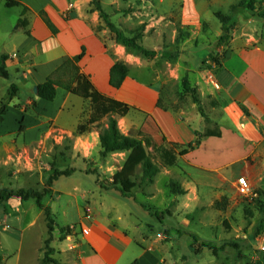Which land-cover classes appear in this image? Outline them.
<instances>
[{
  "label": "crops",
  "instance_id": "obj_1",
  "mask_svg": "<svg viewBox=\"0 0 264 264\" xmlns=\"http://www.w3.org/2000/svg\"><path fill=\"white\" fill-rule=\"evenodd\" d=\"M18 1L19 4L8 6L6 0H0V55L5 53L8 56L5 62L10 79V88L0 92V107L4 105L5 109L0 118V156L13 144V136L21 124L27 129H33L39 124L43 127V124L52 123L53 129L61 128L71 135L76 133L83 112L89 108L88 101L60 85L56 88L55 97L46 100L37 95V86L67 59L82 50L83 56L75 62L79 68L76 77L79 73H84L99 91L125 102L128 100L120 93V88L129 82L140 83L145 85L143 94L150 101L158 102L164 83L151 80L156 77L154 65L139 61L140 58L121 42H109L103 38L95 30L100 20L98 11L83 10L78 0ZM118 1L111 0L116 3ZM145 1L154 5L146 8H154L163 23L162 28L157 31L158 38L163 36L161 32L165 30L169 36L167 42H170V39L176 37L179 27L186 28L188 34L190 31L191 37L188 38L191 40L193 35H200L194 37L195 40L200 39V42L194 39L189 42L184 37L182 41L187 44L186 49L192 48L203 53L195 68L190 65V59L182 58V53L174 62H163L177 65L178 75L183 71H190L188 80L195 89L198 102L194 101L193 96L187 95L174 109L178 117L172 112L173 108L161 104L153 106L150 111L142 110L144 114L149 112L154 116L167 140L178 142L179 149L190 143L195 146L180 155L175 165L167 166L172 169L171 172L181 171L174 176L179 180H174L183 193L172 204V213L167 214L174 218L173 224L178 226L168 228L167 225L161 228L148 222V216L152 218L154 215L144 207L141 202L143 199L136 200L132 210L137 211L141 217H147L141 220L144 225L149 226L148 236L143 233L137 236L138 228L134 227L135 223L125 220L120 214L116 218H98L95 214L94 220L83 221L82 231L78 236L72 237L78 264L177 263L179 255L171 252L170 239L178 238L180 232L181 235L186 233L191 237L194 234L199 240H203L198 237V233L180 230V225L186 227L191 222L198 221L206 222L207 225L211 223L206 214L213 208V202L204 201L200 194H224L219 189L214 192L217 188L213 184L214 180H227L223 171L237 159L247 158L253 186L264 188V18L254 15L250 9L234 11L236 25L228 32V40L217 45L215 40L222 35L224 28L215 12L225 11L226 8L221 9L224 6L230 9L236 0H141L138 1L139 7ZM11 8L15 10L17 18L13 25L5 13L6 9ZM43 9L57 28L56 32L52 31L41 16L40 11ZM111 18L120 26L119 15L111 14ZM144 20L148 19H143L141 24H144ZM157 43L153 42L150 49L157 50ZM118 61L127 64L129 71L122 85L117 88L110 83V68ZM65 72L59 71L57 76L62 78ZM140 77L142 81L139 80ZM19 91L25 94L23 98ZM129 128L126 120L122 131L128 133ZM87 132L100 142L98 130ZM213 137H216L215 140H223L225 145L203 144L214 140ZM74 141L76 146L77 140ZM112 152L125 154L127 151ZM188 155L192 157L191 164L185 166L182 160L189 161ZM255 162L261 166L259 178L254 174ZM203 163L213 166H203ZM206 168L217 173L199 171ZM235 193L239 195L237 191L230 194L234 196ZM195 207L203 213L194 216L192 210ZM193 240L190 242L191 250ZM186 253L190 259L191 253ZM185 258L183 254L182 260Z\"/></svg>",
  "mask_w": 264,
  "mask_h": 264
},
{
  "label": "rangeland",
  "instance_id": "obj_2",
  "mask_svg": "<svg viewBox=\"0 0 264 264\" xmlns=\"http://www.w3.org/2000/svg\"><path fill=\"white\" fill-rule=\"evenodd\" d=\"M89 1L78 0L79 5L85 11H90L92 7ZM138 1L141 0H119L118 3L111 2V0H102L103 9L108 13L112 22L111 14L120 16V26L113 22L119 30L126 34H129L126 31L132 33L138 31L142 35L139 34L141 36L139 43L147 48H151L153 42H158L156 44L158 46V49L155 50L156 54L150 57H143L138 50L128 48L124 44L131 53L135 54L138 59L140 58L139 61L154 65L156 77H152L151 80L164 83L161 87L162 96L159 98V102L150 101L142 92L145 85L140 83L129 82L120 88V93L127 98L128 103L132 106L124 116L130 126L128 132L138 128L145 119L146 115L142 110L150 111L153 106L161 104L164 107L173 108L172 112L175 117H178V113L174 110L177 104H181L187 95L193 96L195 100L198 99L195 95V89L188 80L190 71H183L178 75L177 65H174V63L164 64L163 62H174L173 60L182 53V58L190 59V65L195 68L199 65L203 56L201 51L192 48L186 49L187 44L183 43L182 40L188 30L184 27V29L178 28L176 37L173 40L170 39V42H167L169 36L165 30L161 32L163 36L158 38L159 33L157 31L163 25L159 13L154 8H146L149 5L154 7L151 2L145 1L139 7ZM239 1L244 3L252 1L254 8L251 11L256 16L264 13V0H236V3L232 6L238 4ZM129 3L131 6H129ZM231 7L228 9L224 6L221 9L226 8L225 11L218 10L229 15L230 18L223 26L224 32L222 35H219L215 40L217 45H221L228 40V32L235 27L234 11L249 10L237 6L231 12ZM5 13L9 16L10 23L15 24L17 20L15 10L13 8L6 9ZM99 19L95 30L109 42H119L115 33L107 27L104 19L102 17ZM143 19L148 20H144V24H141ZM179 30L180 35L183 37L181 36L176 41ZM199 36L193 35V39ZM208 36L212 37L211 34H208ZM188 37H191L190 31L185 37L190 42L191 38ZM199 40L196 39L195 41ZM137 63L139 64V62ZM64 71H66L63 76L64 81H67V78L71 75H68L69 72L75 74L77 72L76 69L71 67ZM139 80L142 81L143 79L140 77ZM9 83L10 79L8 77H0V92L8 90L10 88ZM19 88L22 89L20 86ZM19 95L22 98L25 96L22 91H19ZM86 100L89 103V100ZM85 110L80 122L88 117L89 108ZM115 116L118 127L122 131L124 129L123 118ZM106 121V118H104L100 123L94 122L88 128L89 130L80 133L74 132L73 135L67 134L61 128L53 129L51 127L52 123L43 124V127L39 124L33 129H27L24 126L22 130L18 123L19 128L13 136V144L8 148V151L0 156V192L3 188L14 190L24 188L41 191L44 187H47V179L55 169L66 170L67 173L54 179L52 185H50V190L44 195V203L51 207L50 218L46 216L44 207L38 206L34 197L22 199L14 195L1 203L0 264H78L77 253L71 242L72 237L78 236L82 231V222L88 219L94 220L95 214L99 216L98 218L102 216L116 218L117 214H120L125 220L128 221L129 219L130 223H135L134 227L138 228L137 236L142 233L148 236L150 234L149 226L144 225L141 220V218L146 219L147 217H141L137 211L132 210L133 203L136 200L141 201L143 199L141 202L144 207L152 211L154 217L149 218L148 216V222L161 228L167 225H169L168 228L173 227L174 218L167 216V214L172 213V204L178 201L179 193L171 188V183L179 180L174 176L181 173L180 170L171 172V168L162 165L155 159L159 165V170L147 179H141L143 170L140 166L137 167L132 176L136 184L130 189L131 195L126 196L122 193L123 187H126L128 182L121 183L118 189L106 187L105 185V187H101L100 183L102 182L107 185L106 182L122 166L125 160H123L124 156L129 153L128 150H123L127 152L125 154L118 152L101 154L100 142L91 137L87 131H99L101 128L99 125L103 126ZM161 131L158 129L153 134L160 136L163 133ZM85 136H88V138H85ZM212 139L214 140H208L203 144L217 143L219 146L225 145L221 139L215 140L216 137ZM74 140H77L76 146H74ZM194 147L192 146L189 151ZM148 149L152 150L151 147ZM230 149L233 148L230 147ZM190 155L187 156L189 161L182 160L185 166L191 164L192 157ZM204 165L213 166L209 163H203ZM260 169L261 166L255 162L253 170L256 178L260 176ZM199 171L213 172L207 168ZM262 171H264V167H262ZM213 173H217V171ZM180 178L185 179L187 177ZM232 182L233 180L230 179L224 181L214 180L213 184L217 186L214 192L218 189L222 190L224 191L222 195L216 193L207 195L205 192H201L200 196L203 197L204 201L213 202V208L206 214L211 219L209 225L201 221H198V223L191 222L186 227L180 225V230L187 229L189 232L198 233L199 238L208 240L210 244L216 247L215 254L208 247H203L200 252L195 253L194 247L191 250L190 246L193 237L186 233L181 235L178 232V238L170 239L172 241L171 252L174 251V254L177 252L179 255L178 262H174V264H251L256 257V251L258 249L264 250V227L259 233H254L261 217L264 218V188L257 187L259 194L255 200L250 201L236 193L234 196L230 194L237 191ZM192 212H194V216L203 213L202 210L196 207ZM174 228L178 229V227ZM48 238H51L49 245L46 244ZM187 251L191 253L189 255H192L190 259L187 257ZM183 254L186 256L183 259L185 261L182 260Z\"/></svg>",
  "mask_w": 264,
  "mask_h": 264
},
{
  "label": "trees",
  "instance_id": "obj_3",
  "mask_svg": "<svg viewBox=\"0 0 264 264\" xmlns=\"http://www.w3.org/2000/svg\"><path fill=\"white\" fill-rule=\"evenodd\" d=\"M89 2V4L92 6L90 11H98L99 16L104 19L109 30L115 33L116 38L119 40V42H122L128 48L138 50L143 57H150L156 54L154 49L147 48L141 43H139V39H141L142 35L138 31H135L131 34H126L118 29L116 25L110 20L108 13L103 9L102 0H90ZM6 4L8 6L12 4H19V1L6 0ZM237 6H241L250 10L254 8V6L252 5V1H250L249 3L239 1L238 4L233 5L231 7V12L235 9L234 7ZM40 14L48 23L52 31L56 32L57 28L50 21V18L47 16L44 9L40 11ZM215 15L221 20L223 25H225L228 18H230L229 15L221 13L219 11H216ZM259 15L264 18V13ZM22 22L26 23L25 20H22ZM181 36L182 35H180L179 30V35L176 41ZM184 37H187V35H185ZM83 52L84 50L74 55L72 58L67 59L51 75H49L45 81L39 83L37 86V95L46 100H51L56 95L57 86L60 85L67 88L71 92L81 95L82 97L88 99L89 114L86 120L79 122L78 127L76 129V132L78 133L89 130L88 128L92 123H100L102 119L106 118L107 121L105 122V124L103 126L101 124L99 125V127H101L99 129V139L102 148L101 154L105 155L108 152L125 149L130 151L127 154L122 166L117 169L112 174L111 179L106 182L107 185L103 182L100 183V185L101 187L106 186L118 189L121 186V183L128 182V185L126 187H123L122 193L123 195L129 196L131 195L130 189L136 184L132 176L136 172L138 166H140L143 170L141 179H147L159 170V165L155 159H157L164 166L175 165L178 162L179 156L187 153L189 149L192 148V145L190 143L188 145H185V147H182V149H179L180 144L175 141L167 140L164 133H161L160 136L157 134L154 135L153 133L156 130L159 129L161 131V127L159 126L154 116L149 112L146 113V118L138 128L130 130L128 133H123L118 127L117 118L115 115L125 116L132 107L128 102L102 93L94 87L91 80L84 73H79L76 77L75 73L69 72L68 75H71H69L67 81H64L63 77L61 78L57 76L59 71H64L68 67L76 69L77 71L79 68L75 62L83 56ZM7 58L8 56L5 53L0 55V75L4 77H8L9 75L5 62ZM128 71L129 67L127 64L121 61L115 62L110 68V83L114 87H120L123 81L125 80L126 76L128 75ZM194 101L198 102V99H194ZM4 110V105H2L0 107V118ZM23 127V124H21L20 129L22 130ZM149 147L152 148L151 151L148 149ZM66 173V170L55 169L54 172L47 179V187H44L41 191L24 188H20L19 190L3 188L0 192V205L4 200H7L14 195L22 199L34 197L36 198L38 206L44 207L46 216L50 218L51 207L50 205H46L44 203V195H46L50 190L49 188L50 185H52L53 180L61 174ZM178 185L179 184L176 181H173L171 183V188L179 194L183 193V190H180ZM155 212L156 214L158 213L157 211ZM263 227L264 218L261 217L260 223L256 226L254 233H259L263 229ZM193 238L194 240L192 242V247H194L195 253L200 252L203 247H208L209 249H212L213 253L215 254L214 251L216 247L210 244V242L199 240L194 234ZM50 240L51 238L47 239V245H49ZM251 264H264L263 249H258L256 251V257Z\"/></svg>",
  "mask_w": 264,
  "mask_h": 264
},
{
  "label": "built area",
  "instance_id": "obj_4",
  "mask_svg": "<svg viewBox=\"0 0 264 264\" xmlns=\"http://www.w3.org/2000/svg\"><path fill=\"white\" fill-rule=\"evenodd\" d=\"M224 175L227 178L234 179L236 190L240 196L252 201L259 194L257 187L250 182L249 161L247 159H237L224 169Z\"/></svg>",
  "mask_w": 264,
  "mask_h": 264
},
{
  "label": "bare ground",
  "instance_id": "obj_5",
  "mask_svg": "<svg viewBox=\"0 0 264 264\" xmlns=\"http://www.w3.org/2000/svg\"><path fill=\"white\" fill-rule=\"evenodd\" d=\"M94 11V10H93ZM97 11V10H96ZM99 14V13H98ZM224 26V25H223ZM224 32V31H223ZM146 115V114H145ZM123 116H121V118H122ZM146 118V117H145ZM126 118H123V121H124V127H125V125H126ZM143 121H144V119H143ZM160 126V125H159ZM242 159H244V158H242ZM245 159H247V158H245ZM234 162V161H233ZM223 176L225 177V175H224V171H223ZM225 179H230V180H233V182H234V185H235V187H236V182H235V180L234 179H231V178H227V177H225ZM249 179H250V175H249ZM250 182H251V179H250ZM252 183V182H251Z\"/></svg>",
  "mask_w": 264,
  "mask_h": 264
}]
</instances>
